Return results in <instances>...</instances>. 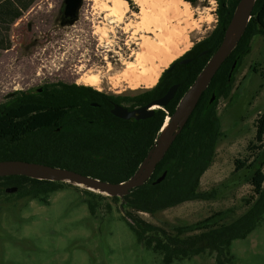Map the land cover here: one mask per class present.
<instances>
[{
	"label": "rangeland",
	"instance_id": "obj_1",
	"mask_svg": "<svg viewBox=\"0 0 264 264\" xmlns=\"http://www.w3.org/2000/svg\"><path fill=\"white\" fill-rule=\"evenodd\" d=\"M126 1L128 8L121 24L97 22L101 18L96 16L103 17L104 13L95 9L92 0H82L72 18L64 15L65 0H43L32 14L11 26L12 46L0 49V104L16 93H33L58 82L109 94L121 91L118 94L133 95L148 90L171 63L186 57L217 23L216 1L200 0L196 5L188 2L192 14L188 19H170L166 28L157 30L160 37L140 30L133 35L132 29L124 31V25L139 22L131 15L139 12V6L134 0ZM97 25H104L108 34L97 33ZM143 35L150 38V45L144 44ZM138 54L144 56L141 64L137 63ZM129 62L134 67H128ZM142 65L156 67L160 75L150 87L139 84L132 89L123 73L127 71L131 78L141 76ZM92 74L100 78L97 85L82 83L81 77ZM214 104L221 136L199 185V191L208 196L153 214L138 213L169 233L176 234V228L193 226L218 212L225 213L218 221L229 223L249 208L247 200L253 194L247 182L249 171L246 167L236 169L235 160L249 158L258 145L255 122L264 114L263 33L253 36L230 92L217 95ZM90 191L95 195L68 182L43 199L2 193L0 264H163L161 253L137 241L123 218L127 208L122 200ZM199 232L185 230L181 237ZM230 251L234 264H264V222L246 238L233 240ZM172 264H215V260L214 254L205 252Z\"/></svg>",
	"mask_w": 264,
	"mask_h": 264
},
{
	"label": "trees",
	"instance_id": "obj_2",
	"mask_svg": "<svg viewBox=\"0 0 264 264\" xmlns=\"http://www.w3.org/2000/svg\"><path fill=\"white\" fill-rule=\"evenodd\" d=\"M184 1L196 5L200 0ZM215 1L217 23L203 40L188 51L187 56L194 52L193 60L201 56V49L211 53L219 46L239 0ZM6 4H0L2 50L11 48L10 27L21 16V12L6 7ZM257 33L264 34V0L255 1L244 33L199 98L150 178L122 198L111 196L112 199L122 200L127 208L123 218L135 233L137 241L161 253L163 264H172L205 252L214 254L215 264H234L230 251L232 241L246 238L260 222H264V114L255 122V141L258 145L253 149L256 151L249 158L235 160L236 169H248L247 182L253 191L251 200H247L249 208L245 213L229 223H220L218 220L225 213L218 212L193 226L176 228V234L138 215L139 212L153 214L185 201L208 196L199 191L200 180L212 163L216 143L221 136L214 104L217 96L210 100L208 93H215L222 82L219 95H228L232 80L222 76V72L232 58L241 59L249 52L250 42ZM206 59L205 56L196 71ZM178 61L171 63L151 89L133 96H108L110 99H122L130 108H134L157 97L158 93H164L170 84H181L179 93L170 104L155 109L152 115L143 119H122L111 114L102 104L100 107L104 109L91 106L92 102L100 103V96H97L100 92L88 86L58 82L33 93L32 90L16 93L0 104V160L34 161L112 183L126 181L147 155L165 117L172 114L181 94L194 79L196 72L185 76L187 71H192L190 64L171 72ZM66 183L24 175L3 176L0 177V197L2 193L9 192L16 198L43 199V196ZM86 192L95 195L90 190L86 189ZM88 206L93 213L92 203L89 202ZM185 230L200 232L181 237Z\"/></svg>",
	"mask_w": 264,
	"mask_h": 264
},
{
	"label": "water",
	"instance_id": "obj_3",
	"mask_svg": "<svg viewBox=\"0 0 264 264\" xmlns=\"http://www.w3.org/2000/svg\"><path fill=\"white\" fill-rule=\"evenodd\" d=\"M255 1L256 0L238 1L218 48L211 55L192 84L181 96L174 112L168 116L169 120L167 126L164 130L160 131L154 144L147 152V155L129 179L123 182L112 183L67 168L24 160H0V177L24 175L40 180L69 182L81 185L89 190L104 193L108 196L120 198L127 195L132 189L144 184V182L150 178L157 163L164 157L176 136L187 122L202 92L207 88L213 75L241 38L251 18V12ZM81 2L82 0H65V17L72 18L81 5ZM176 87V85L171 86L164 96L152 100L141 107L128 109L124 106L115 104L111 109V113L122 119L146 118L152 115L155 109L163 108L167 104L173 97ZM155 105L158 107L153 108Z\"/></svg>",
	"mask_w": 264,
	"mask_h": 264
},
{
	"label": "bare ground",
	"instance_id": "obj_4",
	"mask_svg": "<svg viewBox=\"0 0 264 264\" xmlns=\"http://www.w3.org/2000/svg\"><path fill=\"white\" fill-rule=\"evenodd\" d=\"M92 1H94L95 9L104 13L103 17H100V15L96 16L98 19L101 18V20H97V22L103 24H113L115 22L119 24L124 23V15L126 13V9L128 8V3L126 0ZM134 3L139 6V12L131 13V15L139 19V22L136 23L134 21L135 23H133L132 21H128V23H125L124 25V31L132 29L133 35L135 31L140 30L160 37L158 36L157 30H163L164 28H166L168 26V20L174 18L179 20L183 16L188 19L190 16H192L188 6L189 3L184 0H134ZM96 27V32L101 36H105L108 34V30L104 25L102 27L97 25ZM143 36L144 44L150 45V38L145 35ZM159 42L162 43V39H159ZM143 57L144 56L142 54L137 55L138 64H141V60L143 59ZM127 65L128 67H134V64L132 62L127 63ZM81 70L83 69H79V71ZM141 72V76H135L134 78H131L130 76H128L127 71H125L122 77H124L125 81L131 85L130 88L133 89L139 84H143L145 87H150L157 81L160 75V72L154 66L142 65ZM81 81L84 84L95 86L99 83L100 78L98 77V75L92 74L86 77H81ZM148 84L150 85L148 86ZM168 120L169 119L164 122L162 130H164L167 126Z\"/></svg>",
	"mask_w": 264,
	"mask_h": 264
},
{
	"label": "flooded vegetation",
	"instance_id": "obj_5",
	"mask_svg": "<svg viewBox=\"0 0 264 264\" xmlns=\"http://www.w3.org/2000/svg\"><path fill=\"white\" fill-rule=\"evenodd\" d=\"M203 40V39H202ZM218 48V47H217ZM216 48V49H217ZM215 49V50H216ZM215 50H213L211 53H208V51H207V49H201L200 50V52H199V55H201L200 57H198L197 59H195V60H193V58H194V52H193V54H191V55H188V56H186V57H183V58H181V59H179V61H178V63L177 64H175L173 67H172V70H171V72H175V70H177V69H179V68H181L183 65H185V64H190L191 65V67H192V71L191 70H189V71H187V73H185V76L186 77H188L189 75H191V73H195L196 72V74H195V76H194V79L196 78V76L198 75V73L202 70V68L205 66V64L207 63V61L209 60V58L211 57V55L214 53V51ZM230 54H231V52L229 53V55L225 58V60L230 56ZM207 57V59L205 60V62H204V64L201 66V68L198 70V71H196L197 70V68H199V65H200V63H201V61H202V59L204 58V57ZM224 60V61H225ZM240 60L241 59H236V58H232V60L230 61V63H228V65H226V68L223 70V72H222V76H225L227 79H230V80H232L233 81V79L235 78V76H236V74H237V69H238V67H239V63H240ZM223 61V62H224ZM223 64V63H222ZM221 64V65H222ZM220 65V66H221ZM220 68V67H219ZM219 68L217 69V71L219 70ZM217 71L215 72V74L217 73ZM215 74L213 75V77L215 76ZM213 77H212V79H213ZM167 78V77H166ZM165 78V79H166ZM194 79H193V81H194ZM211 79V80H212ZM192 81V82H193ZM192 82L190 83V85L192 84ZM211 82V81H210ZM210 82H209V84H210ZM163 84V83H162ZM209 84H208V86H209ZM156 85V84H155ZM154 85V86H155ZM173 85H176L177 87H176V89H175V91H174V94H173V97L167 102V104L165 105V106H167L168 104H170L172 101H173V99L175 98V96L179 93V91H180V89H181V84L179 83V82H175V83H172V84H170V86L167 88V90L164 92V93H158V95H156L157 97H154V98H151L150 100H148L147 102H145L144 104H142V105H138V106H136V107H134V108H137V107H141V106H143V105H145V104H147L148 102H150V101H152V100H155V99H158V98H160V97H162V96H164L165 94H166V92L168 91V89L171 87V86H173ZM189 85V86H190ZM154 86H152V87H154ZM162 86V85H161ZM188 86V87H189ZM208 86H207V88H208ZM151 87V88H152ZM188 87L184 90V92L181 94V96L185 93V91L188 89ZM150 88V89H151ZM206 88V89H207ZM206 89L202 92V94H201V96L203 95V93L206 91ZM222 89V82L218 85V87H217V91H215V93L214 92H209L208 94L210 95V100H213L214 98H215V96H217V94L219 95V91ZM98 92H100V94L99 95H97V96H100V103H97V102H92L91 104V106H93V107H97V108H99V109H107L110 113H111V109L114 107V105L115 104H118V105H121V106H124V107H126V108H128V109H133V108H130V105L128 104V103H126V101H123L122 99L120 100H118V99H110L108 96H133V95H138V94H140V93H143V92H145V91H142V92H139V93H136V94H118V93H120L121 91H114V93L113 94H109V93H107V92H102V90L100 89V90H98ZM116 94V95H115ZM200 96V97H201ZM206 96H207V94H206ZM181 98V97H180ZM179 98V99H180ZM179 101V100H178ZM178 101H177V103H178ZM177 103H176V105H177ZM100 104H102V105H104L103 107H100L101 105ZM176 105H175V107H176ZM164 106V107H165ZM157 108L158 106H153V108ZM163 107V108H164ZM175 107H174V109H175ZM173 112H174V110H173ZM172 112V113H173ZM112 114V113H111ZM171 115V114H170ZM169 115V116H170ZM164 124V123H163ZM162 127H163V125H162ZM162 127H161V129H160V131H162Z\"/></svg>",
	"mask_w": 264,
	"mask_h": 264
},
{
	"label": "crops",
	"instance_id": "obj_6",
	"mask_svg": "<svg viewBox=\"0 0 264 264\" xmlns=\"http://www.w3.org/2000/svg\"><path fill=\"white\" fill-rule=\"evenodd\" d=\"M43 0H0V4L6 3V7H12L15 11L21 12V16L17 18L11 26L21 21L28 14H32V11L42 2Z\"/></svg>",
	"mask_w": 264,
	"mask_h": 264
},
{
	"label": "built area",
	"instance_id": "obj_7",
	"mask_svg": "<svg viewBox=\"0 0 264 264\" xmlns=\"http://www.w3.org/2000/svg\"><path fill=\"white\" fill-rule=\"evenodd\" d=\"M167 119H169V117H168V116H166V117H165V121H166ZM165 121H164V122H165Z\"/></svg>",
	"mask_w": 264,
	"mask_h": 264
}]
</instances>
